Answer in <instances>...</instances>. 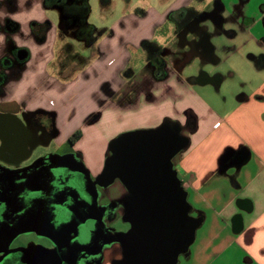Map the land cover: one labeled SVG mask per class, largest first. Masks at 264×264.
Segmentation results:
<instances>
[{"label": "crops", "instance_id": "obj_1", "mask_svg": "<svg viewBox=\"0 0 264 264\" xmlns=\"http://www.w3.org/2000/svg\"><path fill=\"white\" fill-rule=\"evenodd\" d=\"M213 3L132 6L103 38H73L85 43L89 57L60 38L54 21L46 22L43 10L60 7L0 0V58L10 39L28 51L0 88V123L7 131L19 118L24 123L25 113L53 112L54 140L64 146L79 128L73 149L94 172L124 132L158 130L179 138L184 148L173 158L174 169L189 215L202 222L176 264H264V0ZM186 7L215 13L178 31L171 13ZM60 23L67 34L62 13ZM52 33L57 38H49ZM146 41L168 50L162 69ZM232 59L244 67L230 65ZM69 67L71 77L59 80ZM1 141L0 135V148Z\"/></svg>", "mask_w": 264, "mask_h": 264}, {"label": "flooded vegetation", "instance_id": "obj_2", "mask_svg": "<svg viewBox=\"0 0 264 264\" xmlns=\"http://www.w3.org/2000/svg\"><path fill=\"white\" fill-rule=\"evenodd\" d=\"M237 1L234 7L246 0ZM217 3H213L216 8ZM212 13L186 7L171 17L182 31ZM85 14L75 8L62 14L65 30L75 28L76 35L92 38V29L83 26ZM39 28H46L45 24ZM201 34L206 35V30ZM21 49L11 39L7 42L0 58V88L20 67ZM148 51L155 67L162 69L168 50ZM24 120L7 131L0 123V264H119L126 254L127 233L115 228L128 195L126 187L119 178L109 182L105 164L94 172L74 149L36 148L24 158L26 146L43 142L57 131L50 112L25 113Z\"/></svg>", "mask_w": 264, "mask_h": 264}, {"label": "water", "instance_id": "obj_3", "mask_svg": "<svg viewBox=\"0 0 264 264\" xmlns=\"http://www.w3.org/2000/svg\"><path fill=\"white\" fill-rule=\"evenodd\" d=\"M20 51L23 66L28 51ZM54 137L56 134L30 148L24 144V158L38 143L49 144ZM177 139L158 130H136L121 134L110 144L112 155L105 162V170L109 182L119 178L126 187L124 215L136 223L125 235L126 254L119 264H176L194 241L202 221L189 215L187 193L174 169L173 158L184 148Z\"/></svg>", "mask_w": 264, "mask_h": 264}, {"label": "rangeland", "instance_id": "obj_4", "mask_svg": "<svg viewBox=\"0 0 264 264\" xmlns=\"http://www.w3.org/2000/svg\"><path fill=\"white\" fill-rule=\"evenodd\" d=\"M151 1L152 3H154L156 6H162V5H167L171 0H107V3H104L103 0H87L88 5H89V9L88 12L84 15L83 19V23L85 22L86 24H91L92 26H94L96 28V30L94 31V34L92 33V35L95 38H103L105 36V33L107 32V30L110 28V26L120 18V16L122 14H124L125 12L127 13L128 11L132 10V6L135 7H144L147 2ZM43 12L47 15L46 18V22L47 21H54V23H56L57 26V30L56 33L58 32V34L60 33V38H70L71 40H73L74 44H77V52H82L81 48L83 49V51L86 52L85 55L91 57L90 53H89V49L86 48L85 43L84 42H80L77 39H73V38H78L75 31V28H70L66 33L62 34L61 32V9H57V8H46L43 10ZM51 19V20H50ZM85 25V24H83ZM78 30V29H76ZM49 38H57V36L55 37L54 34L52 33V35H50ZM73 60H75L76 63H78V59L74 58ZM77 60V61H76ZM229 64H235L237 67L239 68H243L244 64L242 61L237 60L234 61L233 59L229 61ZM73 67H69L63 74L62 77L59 80H67L68 78L71 77L70 73H71V69ZM53 70L55 73H57V67H53ZM233 82L238 83L239 79H234ZM57 86V85H54ZM51 99L55 102L59 101V96L57 95V93H53L50 92L49 93ZM53 115L54 113L51 112ZM79 128H77V130H74L71 132L67 144L62 146L59 145V141H56L53 139V141H51L49 144H40L38 143V145L34 148L37 151L39 150H45V151H53L54 149H63L64 147H66L67 149H73V145L74 143L78 140H75L74 142L71 141V139H73V136L75 133L80 132L81 130H78ZM136 131V130H134ZM131 132V131H128ZM127 133V132H124ZM123 134V133H122ZM109 149H110V144L108 145ZM120 184H123V182L119 179ZM125 203H123L122 209H121V214L119 215V221H118V225L115 228L118 229L120 231H123L127 234L131 233L132 230L136 227V223L133 219H131L128 215H124L126 208H125ZM180 231V227L179 229L176 228L175 232ZM121 245V243H120ZM117 246V245H116ZM115 246V248H116ZM123 257V254L121 255ZM108 264H113V263H108Z\"/></svg>", "mask_w": 264, "mask_h": 264}, {"label": "trees", "instance_id": "obj_5", "mask_svg": "<svg viewBox=\"0 0 264 264\" xmlns=\"http://www.w3.org/2000/svg\"><path fill=\"white\" fill-rule=\"evenodd\" d=\"M68 0H44V4L48 7H60L61 8V12L62 14H65L67 11H71L72 9H79L81 11H84V12H88V9H89V5H88V2L87 0H79V2L77 3L78 5H72V4H69L67 3ZM104 3H107V0H103ZM65 21V19H64ZM63 21V23H64ZM85 24V23H83ZM84 27H88V28H91L92 29V26H86V25H83ZM82 36V35H81ZM84 37V36H83ZM153 43L151 42H144L143 43V46L146 48V49H150V48H153ZM77 56L73 57V58H76ZM51 114V113H50ZM81 137V133L80 132H77L74 134L73 136V139H71V141H75L77 139H79Z\"/></svg>", "mask_w": 264, "mask_h": 264}]
</instances>
